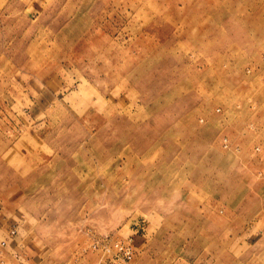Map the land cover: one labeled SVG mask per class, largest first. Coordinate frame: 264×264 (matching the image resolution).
<instances>
[{"label": "rangeland", "instance_id": "1", "mask_svg": "<svg viewBox=\"0 0 264 264\" xmlns=\"http://www.w3.org/2000/svg\"><path fill=\"white\" fill-rule=\"evenodd\" d=\"M12 230L0 264H264V0H0Z\"/></svg>", "mask_w": 264, "mask_h": 264}, {"label": "built area", "instance_id": "2", "mask_svg": "<svg viewBox=\"0 0 264 264\" xmlns=\"http://www.w3.org/2000/svg\"><path fill=\"white\" fill-rule=\"evenodd\" d=\"M15 233L16 232L12 230L9 236L14 237ZM1 246L5 247L6 241H2ZM96 247L95 245L94 248ZM102 249L108 257L104 264H129L135 253L133 239L115 241L110 245H103Z\"/></svg>", "mask_w": 264, "mask_h": 264}, {"label": "crops", "instance_id": "3", "mask_svg": "<svg viewBox=\"0 0 264 264\" xmlns=\"http://www.w3.org/2000/svg\"><path fill=\"white\" fill-rule=\"evenodd\" d=\"M8 235H9V233L6 234L4 231H0V239H1V238L4 239L5 237L8 238V237H9Z\"/></svg>", "mask_w": 264, "mask_h": 264}]
</instances>
